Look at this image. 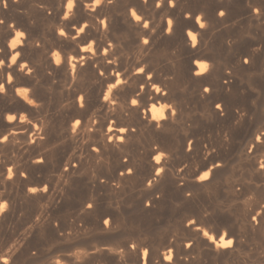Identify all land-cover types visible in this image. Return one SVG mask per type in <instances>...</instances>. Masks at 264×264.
Segmentation results:
<instances>
[{
  "label": "bare ground",
  "instance_id": "6f19581e",
  "mask_svg": "<svg viewBox=\"0 0 264 264\" xmlns=\"http://www.w3.org/2000/svg\"><path fill=\"white\" fill-rule=\"evenodd\" d=\"M262 154L264 0H0V234L39 212L0 264L233 261L241 236L180 212L148 238L126 210L242 199L260 234ZM43 227L96 241L38 258Z\"/></svg>",
  "mask_w": 264,
  "mask_h": 264
},
{
  "label": "rangeland",
  "instance_id": "374dc122",
  "mask_svg": "<svg viewBox=\"0 0 264 264\" xmlns=\"http://www.w3.org/2000/svg\"><path fill=\"white\" fill-rule=\"evenodd\" d=\"M245 27L244 25H242L241 30H243V34L246 35V33L248 32L247 30L248 28L245 29ZM245 37L248 38L250 36L247 33ZM260 157L264 160V154L260 155ZM34 184L35 183H33L32 186ZM34 186H36V184ZM132 194L129 195V197L127 195V198L130 199V197L136 196V192H133ZM220 200L221 198L219 199V203L217 204H208L209 206L208 205L206 206L204 205V202H202L201 200H197L192 204L184 205V204H180L179 202L177 203V201L174 199H170L161 203L160 206H155L150 212H144L137 209L135 210L130 205H129L130 207H128L129 209L127 208L126 211H129L130 213V214L128 213V217L132 218V220L136 224L141 226L140 228H143V230H145V232L143 231V233L146 234L148 238L153 237V235L159 232L160 233L168 232L170 233L171 238L172 236L173 238H176L178 236L179 237L183 236L182 227L187 225V221H184L181 218L182 217L181 213L183 212L191 213L194 218L198 216L202 218V220L205 222V229L207 228L206 229L207 231H210L212 229V231H217L219 235L223 231H225V232H232L234 235L237 236H241L240 237L241 246L236 251V256L233 261L216 259V260H208L206 262H201V264H209V263L213 264L214 262H215L214 264H264V230L260 234L247 233L245 227L241 223V218L243 212L245 211L244 203H242L244 200L238 199L236 202L231 203L230 204L231 206L229 205L230 207L228 206L229 203L226 204L225 202L224 204V202ZM30 204L31 203H28V205L22 203L20 205L19 204L16 205V208L14 210L16 214L13 213L14 216L12 217V220L9 222V224L12 223L10 224L12 226L10 227L8 224L7 230L0 234V236L3 235V237H0L1 240L0 248H5L7 245L8 246L15 245L17 243L16 238L24 231L23 229H26V226L28 228L32 220L33 221L36 220V218L39 216V212H37L38 210L35 209L36 206L34 204L30 206ZM145 204L146 201L143 203V206L147 208L146 207L147 204L146 205ZM47 208H48L47 202L42 203V209L44 210ZM60 218H62V216ZM28 220L31 221L29 222ZM54 223L60 225L61 221L59 219L54 221ZM46 229H47L46 227H43L44 230L43 233L41 235L36 236L37 238L36 237L34 239L32 238L33 244L30 253L36 255L38 258L45 257L47 259L48 258L54 259L55 257L59 258V256L62 257L63 255H69L72 253L74 254L76 253V251L79 252L83 249L88 248L93 241H96V237H93V235L87 232L77 233L74 231L66 230V231H60L59 233L51 234ZM124 258H126V256ZM89 263L113 264L109 262L108 257H106L105 255L92 258L91 260H89Z\"/></svg>",
  "mask_w": 264,
  "mask_h": 264
}]
</instances>
